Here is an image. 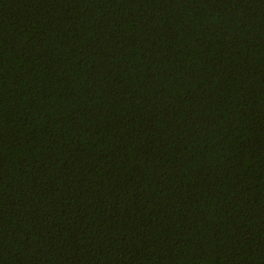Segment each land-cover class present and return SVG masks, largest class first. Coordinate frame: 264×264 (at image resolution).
I'll list each match as a JSON object with an SVG mask.
<instances>
[{
    "label": "trees",
    "instance_id": "16d2710c",
    "mask_svg": "<svg viewBox=\"0 0 264 264\" xmlns=\"http://www.w3.org/2000/svg\"><path fill=\"white\" fill-rule=\"evenodd\" d=\"M0 264H264V0H0Z\"/></svg>",
    "mask_w": 264,
    "mask_h": 264
}]
</instances>
